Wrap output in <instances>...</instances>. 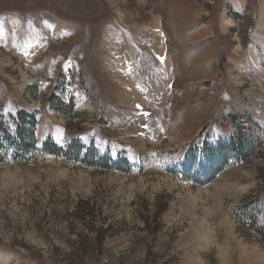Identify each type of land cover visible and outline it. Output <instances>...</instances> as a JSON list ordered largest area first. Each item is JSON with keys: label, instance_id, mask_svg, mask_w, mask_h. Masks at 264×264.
Returning <instances> with one entry per match:
<instances>
[{"label": "rangeland", "instance_id": "1", "mask_svg": "<svg viewBox=\"0 0 264 264\" xmlns=\"http://www.w3.org/2000/svg\"><path fill=\"white\" fill-rule=\"evenodd\" d=\"M262 228L264 0H0V264H264Z\"/></svg>", "mask_w": 264, "mask_h": 264}, {"label": "trees", "instance_id": "2", "mask_svg": "<svg viewBox=\"0 0 264 264\" xmlns=\"http://www.w3.org/2000/svg\"><path fill=\"white\" fill-rule=\"evenodd\" d=\"M232 17H233V19L237 20L239 16H237V14L234 13ZM57 105H58L56 107L57 111L61 112L62 114H65V111L67 109L70 110L71 108H73V104H71V103H69L68 105H66V104H64V103H62V102L59 101ZM47 145H49V144H46L45 143L44 147H47ZM50 145H52V146H50L51 149L53 148L56 151L59 150V147L56 144H50ZM241 213H242V211H241ZM257 231H259V234L264 235V228L257 229ZM97 237H98L99 243L101 244V241H102L101 238L99 237V235Z\"/></svg>", "mask_w": 264, "mask_h": 264}, {"label": "snow or ice", "instance_id": "3", "mask_svg": "<svg viewBox=\"0 0 264 264\" xmlns=\"http://www.w3.org/2000/svg\"><path fill=\"white\" fill-rule=\"evenodd\" d=\"M161 59H163V58H161ZM145 115H147V114L145 113Z\"/></svg>", "mask_w": 264, "mask_h": 264}]
</instances>
